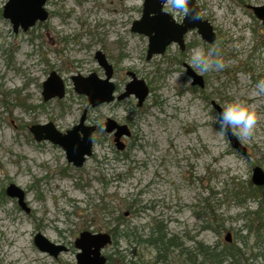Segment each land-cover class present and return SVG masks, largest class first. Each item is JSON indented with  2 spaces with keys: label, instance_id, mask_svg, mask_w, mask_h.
Listing matches in <instances>:
<instances>
[{
  "label": "rangeland",
  "instance_id": "374dc122",
  "mask_svg": "<svg viewBox=\"0 0 264 264\" xmlns=\"http://www.w3.org/2000/svg\"><path fill=\"white\" fill-rule=\"evenodd\" d=\"M6 1L0 0V57H7V66L0 63V264H76L74 241L84 231L112 235L103 252L108 264H189V251L205 262L199 244L217 252L235 247L236 264H264V212L243 194L252 169L264 171V93L256 94L264 79V23L249 9L264 0H194L215 40L207 43L191 30L183 51L171 44L148 61L147 37L130 31L143 0H47L49 18L25 33H14L2 16ZM163 11L176 23L185 16L170 1ZM197 47L217 49L224 66L199 72L190 63ZM97 51L113 66L118 91L130 80L127 72L144 81L149 95L140 108L133 97L90 108L75 93L72 76L104 78ZM186 67L202 78V89L191 86ZM51 72L62 79L65 95L44 102L42 84ZM233 101L257 115L251 137L232 130L249 159L219 132L214 105L222 110ZM83 111L97 130L93 154L80 168L29 131L52 123L64 133ZM106 119L132 124L123 151L104 132ZM11 184L23 191L25 209L6 196ZM156 225L184 253L158 252L145 242ZM36 234L67 250L56 259L42 253L33 244Z\"/></svg>",
  "mask_w": 264,
  "mask_h": 264
},
{
  "label": "water",
  "instance_id": "95a60500",
  "mask_svg": "<svg viewBox=\"0 0 264 264\" xmlns=\"http://www.w3.org/2000/svg\"><path fill=\"white\" fill-rule=\"evenodd\" d=\"M47 0H7L3 6L2 16L8 19L12 25L14 33L19 29L27 32L37 22H45L48 19V12L45 9ZM173 0H143L142 14L139 20L134 21L130 31L138 35H143L148 39L146 59L149 60L155 55H162L165 49L171 44H177L179 49H185L184 36L188 31L195 30L198 35L207 43L215 40V34L207 21H202L200 11L194 0H184L188 9L181 23L175 20L163 11L165 3ZM254 16L264 23V6L249 7ZM198 13V18L196 17ZM94 59L104 70V79L97 77L95 73L87 77L72 76L71 82L73 90L78 95L86 97L87 105L91 108L103 104H109L114 100L115 85L111 81L113 67L110 65L101 51L94 54ZM127 75L131 81L126 84L125 91L116 99L122 101L129 96H134L137 100V107H141L149 94L148 87L144 81L137 79L134 73L128 72ZM186 75L192 77V86L202 89L204 84L200 76L194 73L190 67H186ZM65 93V87L62 79L55 72H51L42 84V99L44 102L54 98L62 99ZM214 109L219 113L221 108L214 105ZM86 111H83L78 124L61 133L52 123L45 125H32L29 128L30 133L37 142L48 141L53 145L61 147L65 152L68 163L76 168H80L86 159L92 155V135L95 131L94 126H85ZM104 131L107 134H113L115 148L118 151L123 150L124 144L120 141L122 136H129V130L125 125H119L112 119H107L104 124ZM230 147L237 153L250 158L247 149L243 147L233 134L232 130L225 132ZM251 182L255 187H264V171L256 166L252 169ZM5 194L11 199H16L19 207L25 209L24 193L21 189L11 184L8 185ZM231 234L227 233L225 241L230 243ZM111 237L108 234L81 232L74 241V246L79 252L76 255L77 264H105V258L100 250L111 244ZM34 246L41 252L47 253L53 258H57L60 253L65 252L66 248L62 245L50 243L41 234L33 237Z\"/></svg>",
  "mask_w": 264,
  "mask_h": 264
},
{
  "label": "clouds",
  "instance_id": "9594fccd",
  "mask_svg": "<svg viewBox=\"0 0 264 264\" xmlns=\"http://www.w3.org/2000/svg\"><path fill=\"white\" fill-rule=\"evenodd\" d=\"M173 7H178L186 13L192 11L188 9L187 3L184 0H173ZM198 18V13L195 14ZM215 54V56H214ZM190 63L195 66L199 72H207L209 69L222 68L224 66L222 58H220L218 50L213 48L207 53L202 48H193ZM179 76V73H174ZM192 79L191 76L188 77ZM257 95L264 93V79H260L256 83ZM257 122V115L250 106H246L243 102L233 101L229 102L217 116V123L219 125V132L223 135L225 132L233 129L238 130L239 135L243 138L251 137L254 127Z\"/></svg>",
  "mask_w": 264,
  "mask_h": 264
},
{
  "label": "trees",
  "instance_id": "16d2710c",
  "mask_svg": "<svg viewBox=\"0 0 264 264\" xmlns=\"http://www.w3.org/2000/svg\"><path fill=\"white\" fill-rule=\"evenodd\" d=\"M239 194L240 193L237 192L235 193V196H238ZM243 194H244V198L251 197V198L257 199L256 201L259 203L260 209H263L261 213L264 212V207H262L264 206V187H254V186L252 187V185L250 184L248 189L244 191ZM239 201L243 202L244 199H242V201L241 199H239ZM259 210L255 212L254 214L260 218L261 213H259ZM145 242L155 247V249L158 252H161L162 249H166L167 251H169V248L170 249L176 248V249H179L180 254L184 253L183 251L184 249L180 247V244L176 241V238L173 236L166 237V234L162 232L159 225H156V227L152 229L151 235ZM198 251H199V257L202 256L205 262L196 260V256L194 252L189 251L187 253V258H186L189 264H203V263L204 264H225L228 261H230L231 264H236L237 254L239 253V251L233 246L226 247L224 250L217 252L215 248L203 247L200 244H199ZM111 256L116 257L118 256V253H114ZM118 258L120 259V257ZM110 261H111V257L109 256V262ZM128 264H135V263H128Z\"/></svg>",
  "mask_w": 264,
  "mask_h": 264
},
{
  "label": "flooded vegetation",
  "instance_id": "af4514ba",
  "mask_svg": "<svg viewBox=\"0 0 264 264\" xmlns=\"http://www.w3.org/2000/svg\"><path fill=\"white\" fill-rule=\"evenodd\" d=\"M47 2V1H46ZM46 4V3H45ZM166 4V3H165ZM49 14V13H48ZM49 17V16H48ZM39 23H43V22H39ZM19 30H21V29H19ZM18 30V31H19ZM29 30V29H28ZM27 30V31H28ZM22 31V30H21ZM14 32V31H13ZM23 33H25V32H23ZM105 56V55H104ZM106 58V57H105ZM146 58V57H145ZM5 60V61H4ZM147 60V59H146ZM150 60V59H149ZM2 61H4L3 63H2ZM148 61V60H147ZM0 63H2V66H7V57L5 56V59H3L2 57H0ZM109 63V62H108ZM113 67V66H112ZM104 71V70H103ZM113 73H114V68H113ZM128 73V72H127ZM127 73H126V76H128L127 75ZM132 73V72H131ZM104 77H105V75H104ZM112 77H113V75H112ZM129 77V76H128ZM130 78V77H129ZM101 79V78H100ZM104 79V78H103ZM111 81H112V79H111ZM131 81V78H130V80H129V82ZM113 82V81H112ZM128 82V83H129ZM113 84H114V82H113ZM115 85V84H114ZM126 86V85H125ZM192 86V85H191ZM149 90V89H148ZM124 91H125V87H124V90L123 91H118V89H117V86L115 85V90H114V100L111 102V103H121V102H123V101H125V100H127L128 98H130V97H133V98H135L134 96H129L128 98H125V99H123L122 101H118L116 98L118 97V96H120L122 93H124ZM65 95V94H64ZM149 95V94H148ZM64 97V96H63ZM148 97V96H147ZM55 99V98H54ZM135 100H136V98H135ZM146 100V99H145ZM111 103H109V104H111ZM104 105V104H103ZM143 105V104H142ZM136 107H137V100H136ZM137 108H140V107H137ZM81 117V116H80ZM107 120V119H106ZM86 121H87V115H86V119H85V122H84V124H85V126H89V125H87L86 124ZM106 122V121H105ZM78 124V123H77ZM76 124V125H77ZM105 124V123H104ZM117 124H119V125H125V126H127V128H128V130H129V133H130V135L127 137V136H122L121 138H120V141L124 144V148H123V150L126 148V144L122 141L123 140V138H125V139H128L130 136H131V130H132V124L130 123V122H126V124H123V123H117ZM74 127V126H73ZM95 127V126H94ZM96 130H97V127H95V131H94V133L96 132ZM67 131V130H66ZM65 131V132H66ZM64 132V133H65ZM105 132V131H104ZM93 133V134H94ZM107 134V133H106ZM112 135V137H113V134H111ZM92 142H93V137H92ZM113 143H114V141H113ZM114 146H115V143H114ZM61 148V147H60ZM123 150H121V151H123ZM118 151V150H117ZM105 234H108V235H110L111 236V238H112V235L111 234H109V233H105ZM112 243H113V240L111 241V244H108V245H106V246H104L101 250H100V253H101V255L105 258V264H108V262H109V256H105L104 254H103V252H104V250H105V248L106 247H108V246H110V245H112ZM75 247V246H74ZM67 250V249H66ZM78 250V249H77ZM164 250V252H167V250L166 249H163ZM157 251V250H156ZM162 251V250H161ZM184 251V250H183ZM78 252H79V250H78ZM77 255V254H76ZM56 259V258H55ZM76 264H77V261H76Z\"/></svg>",
  "mask_w": 264,
  "mask_h": 264
}]
</instances>
